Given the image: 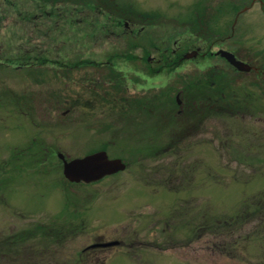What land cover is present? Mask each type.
<instances>
[{
	"label": "rangeland",
	"instance_id": "1",
	"mask_svg": "<svg viewBox=\"0 0 264 264\" xmlns=\"http://www.w3.org/2000/svg\"><path fill=\"white\" fill-rule=\"evenodd\" d=\"M97 1L90 8L72 0H0V243L52 218L80 228L62 239L54 229L44 240L1 245L0 264L264 263V223L255 216L229 234L196 232L204 220L217 222L239 210L243 198L264 194V0ZM196 4L197 11L205 5L214 13L195 24L198 34L183 24L194 25ZM54 8L59 15L52 25L44 11ZM143 11L157 16L144 18ZM38 12L36 26L40 22L45 34L32 37L31 45L44 63L31 59V66H20L18 58L32 48L21 19L31 17L28 35H35L32 14ZM132 27L139 33H126ZM194 50L196 56L183 58ZM220 50L259 71H238ZM180 53L171 67L161 66ZM85 59H109L106 82L84 67H60ZM213 66L232 79L226 91L252 98L249 105L237 104L248 109L208 115L153 156L162 130L154 134L152 128L168 123L161 121L163 113L171 111L173 99L181 104L187 78L203 77ZM122 98H145L151 110L164 102L142 115L137 107L120 108ZM178 106L173 116L188 119ZM132 117L142 124L128 122ZM98 150L120 158L125 169L92 184L66 185L57 153L70 160ZM113 241L118 244L101 246ZM235 241L238 251L212 249L213 243ZM80 253L84 262L78 263Z\"/></svg>",
	"mask_w": 264,
	"mask_h": 264
},
{
	"label": "trees",
	"instance_id": "2",
	"mask_svg": "<svg viewBox=\"0 0 264 264\" xmlns=\"http://www.w3.org/2000/svg\"><path fill=\"white\" fill-rule=\"evenodd\" d=\"M44 1H54V0H43ZM74 1V3L77 4H81V5H86L89 6L90 8L97 6V4L99 3L97 0H72ZM110 2V1H109ZM227 4H229V7L231 8H236V3L235 2H227ZM198 7L194 10V16L192 17V23H194V25H191L190 22L188 23H183L185 25H187L188 27H190V29L198 34L201 33L199 32L201 27H197L195 24L197 25H201L203 22H205L204 16L205 15H209L210 17L214 18V13L212 12H207L206 11V6L203 5L201 6V10H203L202 12L197 11V9L199 8V4H196ZM116 6V5H114ZM209 8V7H208ZM47 12H49L51 14V17L49 19V21H52V25L56 24L54 17H57L59 14L56 11V8L49 10V11H44V13L49 17V15L47 14ZM209 13V14H207ZM141 14H143L142 16L144 18H150L152 16H157L156 12H146L143 11L141 12ZM54 16V17H53ZM120 16V15H117ZM152 23H155L154 21L149 20ZM182 24V25H183ZM204 29V27H203ZM46 30H50V27H48L46 25ZM196 30V31H195ZM45 34V32H44ZM215 34V33H214ZM218 34V33H217ZM216 34V35H217ZM212 35L210 32H205L203 33V37L206 38L208 36V38H210ZM35 55H40V53H36ZM21 58H18L19 60H23V62H18L20 64V66H27L29 63V57L26 54H23L22 56H20ZM37 61V60H36ZM170 62V61H169ZM44 62H42L40 59L39 61H37V64H39V66L41 64H43ZM74 64V68H77L76 66H83L85 65L84 62H71ZM170 64H175L174 61L172 60L170 63H168V67H171ZM215 70V71H214ZM206 75L205 76H198V77H188L186 83H183V86L181 88V91H179L180 95H181V104L178 106L175 99H173V107H171V111L169 110L165 114L164 119H162L161 121L164 122L166 120H168V123L165 124H160L158 125L156 128H152L153 129V133H158L159 134V129L162 130L161 132V136H162V141L160 142L161 144H159L158 147H155L150 151L151 154L153 156H157L158 154H162L165 151L163 150H168L171 148V145L173 142H177V138L178 136L182 137L185 136L186 134H189V131L192 129V126L195 127L197 123L202 122V119H205L208 115H214V114H219V110H233V112L235 113H240L242 112L241 110L245 111L248 109V107L244 106V105H239L237 106L238 102L239 104H246L247 105L250 104V102H252V98H248L247 94H245L244 96H237L235 93H233L232 91H226L224 88L226 87V84H230V82H232V79L229 77H226V73L221 70L218 69L217 67H209V70L206 71ZM110 79H112L110 77ZM116 80H120L119 78H116ZM219 92H221V94H219ZM241 98L243 101H239ZM261 99H264L261 98ZM164 101H162L163 103ZM255 102V101H253ZM162 103L158 102L156 104H154L152 106V110L150 109V107H148L149 101H146L145 98H135L132 101H126L125 98H122V102H120V108L126 107L128 109L133 108L134 110L137 109V112H142L141 114L143 115H149L151 114V112L155 111L159 105H161ZM222 104L223 107H220V105ZM147 105V107H146ZM196 105L197 108H196ZM177 106L179 107V109L183 111H185V113L187 114L188 119L186 118V120L181 121L180 117H176L177 115L175 114V116H173L175 109L177 108ZM225 106V107H224ZM243 106V107H242ZM176 107V108H175ZM221 108V109H220ZM246 108V109H245ZM131 110V109H130ZM150 110V111H149ZM180 110V111H181ZM123 111V110H122ZM120 111V112H122ZM179 111V110H178ZM123 113V112H122ZM171 113V114H170ZM222 112H220V114H222ZM122 117V116H121ZM139 119V118H138ZM138 119H135L132 117V119H128L127 121L130 122L131 120H135L136 124H138L140 126V124H142V122ZM144 121V120H143ZM146 124V123H145ZM147 125V124H146ZM163 127V128H161ZM177 128V129H175ZM151 128H150V132H151ZM168 132L167 134H165V132ZM166 136V137H165ZM168 139V140H167ZM162 145V146H160ZM106 147H103V149ZM118 174V173H116ZM115 174V175H116ZM63 182L66 185H73L75 183H70L68 182L65 178H63ZM76 185V184H75ZM183 187V185H182ZM253 199V200H251ZM243 198L241 201V204L239 206V210H236L234 213H230L229 215H225V216H220L219 220L216 221H206L205 220L203 222L200 223V225H197L196 228V232L197 231H202L203 228L205 229H209L210 231L218 234V235H225V234H229L230 229H234V231L238 228L243 227L247 222H250L251 219L250 217L255 216L257 220L258 224H263L264 223V194L260 193L258 194V196L256 195L253 198ZM68 202V201H67ZM66 202V203H67ZM64 221L66 220L65 218L63 219ZM250 220V221H249ZM62 225L58 226V225ZM58 223V221H56L54 218H52L51 222L49 224H45V223H38L35 227H31L28 230L22 231L20 233L17 234H13L12 236L8 237L11 241L10 244H12V246L10 244H7L5 242V239L1 241L0 246H7L9 245L10 247H13L16 245H19L21 243H23L25 241V238H29V237H41L42 236V240L47 239V236L54 234V229L57 232V237H59L60 239H62L63 237L69 236L71 234H73L74 232H78L79 231V227L74 225V222H72L71 220L65 221L63 223ZM57 227V228H55ZM211 227H213L212 229H210ZM58 229V230H57ZM33 233H35V235H32ZM44 237V238H43ZM53 237V236H52ZM55 240H58L59 238H57ZM40 239V240H41ZM9 242V241H8ZM6 243V244H5ZM16 243V244H15ZM237 242H233L232 244H224L222 245V243H220V245H218L217 243H213L212 245V249H216V250H221V248L223 250H225V248H229L230 250H233L235 248V250L238 251V247L239 245H236ZM117 245V244H116ZM215 247V248H214ZM11 249L12 251H14V249ZM94 250L98 249L99 247H93ZM243 247L241 248L242 251ZM240 250V249H239ZM2 249L0 248V255ZM15 254V253H12ZM84 262V257H83V253L79 255L78 257V263ZM102 264V263H101ZM258 264H264V263H258Z\"/></svg>",
	"mask_w": 264,
	"mask_h": 264
},
{
	"label": "water",
	"instance_id": "3",
	"mask_svg": "<svg viewBox=\"0 0 264 264\" xmlns=\"http://www.w3.org/2000/svg\"><path fill=\"white\" fill-rule=\"evenodd\" d=\"M219 55L225 58L238 71L249 72L252 66L236 59L235 55L220 50ZM197 51L187 53L184 57H194ZM57 157L62 161V174L71 183H93L106 176L113 175L125 169V163L120 158H109L106 151L99 150L94 153L68 160L62 153H57ZM117 241L103 243L101 246H113ZM96 246V245H93Z\"/></svg>",
	"mask_w": 264,
	"mask_h": 264
},
{
	"label": "flooded vegetation",
	"instance_id": "4",
	"mask_svg": "<svg viewBox=\"0 0 264 264\" xmlns=\"http://www.w3.org/2000/svg\"><path fill=\"white\" fill-rule=\"evenodd\" d=\"M47 14L49 15V17H51V14L49 13V12H47ZM39 15L40 16H42V14H41V12L39 13H35V14H32V20L35 22L34 24V27H32V29H31V33H33V34H35V35H28L30 32H28L30 29H29V25H28V21L29 20H31V17L29 16V15H27V17L25 16V17H23V19H21L22 20V22H23V24L25 25V27H26V38H25V41H26V46L27 45H31L32 43H31V40H33L32 39V37H36V35L37 36H43L44 35V33L43 32H41V29H39V25L41 24L40 22H39V24H38V26H36V20H37V18H39ZM43 24V23H42ZM92 24V27H96L95 26V24L94 23H91ZM127 24V22L126 21H124L123 22V25L125 26ZM100 26L102 27V29H103V27L104 26H106V24L103 22V23H101L100 24ZM139 30H140V27H139V29H137L135 32L133 31V27H132V29H128L127 30V32L126 33H130V34H138L139 33ZM98 32H99V30H97L96 31V36H97V34H98ZM101 32V31H100ZM28 35V36H27ZM100 36H103L102 35V32H101V34H100ZM32 42H34V40L32 41ZM31 47L32 48H29V49H32V50H29V49H27L26 50V52H27V56L29 57V61L31 60V59H34V60H41L42 62H44V57L42 56L43 54H42V52H40L39 50H38V47H37V45L36 44H33V45H31ZM173 52V54H175L176 52L175 51H172ZM36 53H40V55H35ZM182 54L180 53V55L178 54V55H174V56H177L176 57V59L174 60V58L173 57H165V61H164V63H163V65H161V66H163L164 68H165V66L166 65H168V63H170L172 60L173 61H176V60H178L179 58H180V56H181ZM237 58H238V56L237 55H235ZM40 57V58H39ZM239 59V58H238ZM145 60L146 61H148V62H152V61H156L155 59H150V58H145ZM29 61H28V63H29ZM160 60H157V62H159ZM170 61V62H169ZM33 62H36V61H33ZM79 62H84L85 63V65H83V66H81V65H79V66H76V67H84V68H86V69H89V70H92L93 71V73L92 74H94V75H96L97 76V78H98V80H100L101 82H106L104 79H105V73L103 72L105 69H110L111 67H110V61H109V59H107L106 61H94V60H91V59H85V60H80ZM180 62V61H179ZM32 63V62H31ZM75 63V62H74ZM78 63V62H77ZM178 63V62H177ZM28 66H31V64H28L27 65V67ZM61 68H64V69H67V68H74V67H72V66H70V65H68V63H66V65H64V66H60ZM168 67V66H167ZM149 69H151V68H149ZM110 70H112V69H110ZM251 71H259L258 69H254L253 67H252V70ZM259 73L262 75V78H264V75L261 73V71H259ZM96 84V83H95ZM101 86H103V85H101ZM93 90V89H92ZM95 91V90H94ZM98 95V93H96L95 95H94V98H96V96ZM104 95V93L102 94V96ZM93 97V96H92ZM180 105V104H179Z\"/></svg>",
	"mask_w": 264,
	"mask_h": 264
}]
</instances>
